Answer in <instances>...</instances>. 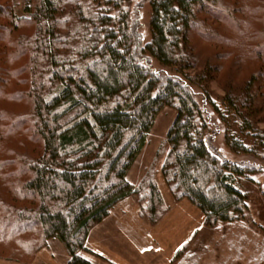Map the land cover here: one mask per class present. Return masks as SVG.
Instances as JSON below:
<instances>
[{
	"label": "trees",
	"instance_id": "obj_1",
	"mask_svg": "<svg viewBox=\"0 0 264 264\" xmlns=\"http://www.w3.org/2000/svg\"><path fill=\"white\" fill-rule=\"evenodd\" d=\"M150 6L151 38L143 43L131 0H27L24 16L14 0H0V40L9 32L8 46L28 56L32 104L28 118L13 114L10 122L29 126L42 147L16 155V178L6 181L13 200L0 196V243L20 241L31 252L57 239L68 264H93L82 255L90 251V230L134 194L147 198L156 224L163 216L157 183L149 177L135 185L127 175L168 106L177 115L162 173L173 194L194 203L210 225L243 217L248 197L237 176L249 166L211 144L205 104L220 121L232 116L264 139L254 121L264 110V0H150ZM23 24L35 28L19 31ZM200 39L217 45L215 55L203 53ZM1 53L13 56L6 48L0 60ZM230 55L239 64L224 78L221 105L209 84L223 69L217 60ZM246 57L252 67L241 79ZM226 141L237 154L250 151L237 134Z\"/></svg>",
	"mask_w": 264,
	"mask_h": 264
},
{
	"label": "rangeland",
	"instance_id": "obj_2",
	"mask_svg": "<svg viewBox=\"0 0 264 264\" xmlns=\"http://www.w3.org/2000/svg\"><path fill=\"white\" fill-rule=\"evenodd\" d=\"M14 3L18 15L27 14V0H14ZM131 12L145 43L151 38L150 0H131ZM34 28V25L23 24L19 31L31 32ZM8 33L4 32L0 40V51L5 52L8 48L13 55L10 58L1 53L3 59L0 60V159L4 162V165L0 164V196L12 201L7 182L16 178L12 175L18 170L16 155L37 154L42 147L29 126L10 122L13 114L28 118L32 104L27 94L30 80L25 73L28 56L8 46V40L14 39ZM194 41H198L197 37ZM216 46L200 39L205 54L215 55ZM234 56L217 60L223 69L210 82L209 89L218 104L225 94V76L229 71H235L239 64ZM248 58L251 57L239 61L241 71L244 70L240 71L241 74L239 72L238 78L248 76L252 67L248 66L251 63ZM17 90L20 94L15 93ZM205 106L211 123V144L226 158L249 166L245 175L237 176V186L248 197L243 217L231 223L210 225L194 203L187 198L177 199L173 194L162 167L170 149L167 133L177 110L164 107L157 114L147 143L127 175L135 185L141 184L144 178L154 179L163 197V216L156 224L152 223L146 208L148 200L142 195L134 194L119 202L108 217L90 230L87 238L90 251L82 255L93 264H264V139L242 130L232 116H228L226 123L220 121L211 105L207 103ZM258 112L254 118L256 129L264 133V110ZM228 133L239 135L250 151L235 153L226 141ZM18 176L27 178L25 173ZM11 240L5 241L9 245L0 243V264L69 263L70 255L57 239H48L31 252L25 251L20 241L18 244V241Z\"/></svg>",
	"mask_w": 264,
	"mask_h": 264
}]
</instances>
